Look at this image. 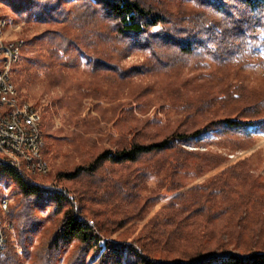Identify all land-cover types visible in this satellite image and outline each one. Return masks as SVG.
<instances>
[{"label": "trees", "instance_id": "trees-1", "mask_svg": "<svg viewBox=\"0 0 264 264\" xmlns=\"http://www.w3.org/2000/svg\"><path fill=\"white\" fill-rule=\"evenodd\" d=\"M190 1H195L201 7V14L184 19L180 16L173 21L142 0H8L20 18L28 21L33 18L48 26L40 35L27 42L29 49L24 52L25 59L33 46H37V50H44L47 46L45 43L50 47L49 53L55 56L59 52L66 54L69 49L75 48L86 60V65L91 67L92 73L104 69L107 74H115L121 80L126 79V75L130 73L120 68L117 59L112 55H104L101 50L86 51L88 45L81 43L89 38L121 41L126 45L125 49L148 52L155 61V67L160 68L158 71L166 72L189 62H194L197 69H205L210 64L243 65L256 57L261 49L264 50V0H199L200 4L196 0ZM69 25L78 29L79 34L74 33L75 36L72 37L67 31L70 30ZM155 28L157 30L152 31ZM35 62L38 68H51L49 62L41 59ZM71 64L70 67L76 66L74 59ZM198 76L203 78L205 74L199 73ZM116 90V96L110 98L111 102L121 98L120 89ZM222 92L210 96L207 93L206 102L202 100L206 95L203 94L198 99V102L202 100L200 103L203 105L198 104L199 106L192 103L194 101L191 94L178 108L184 113L192 108L202 113L210 108L211 102L219 101L226 106L232 101L243 103L245 100V95L238 86L232 85ZM80 94L105 96L95 89L89 92L84 90ZM177 94L179 97L183 96L181 92L177 91ZM260 105L246 106L245 110L250 116L245 119H212L206 125L180 122L182 128L176 127L166 134L153 131L157 125L153 119L138 124L128 123L125 130H119L117 136H107L111 140L108 147H95L87 151L80 155L79 163H73L71 169L59 171L52 178L65 177L71 182L80 203L83 201L91 204L95 199L109 197V190L106 189L110 185L115 187L116 196L121 199L129 196L132 198L136 195L133 192L140 189L153 172L161 175V187L176 192L185 185L181 171L193 167L198 174L217 167L225 160L217 154L196 153L182 146L210 129L248 139L254 133H264V114L259 112L264 108V101ZM134 106L139 107L137 113H142L146 104L136 103ZM58 107L60 108V103ZM135 107L120 101L111 106L117 113L115 129L118 128L123 113L125 115L122 118L129 117V121H136L133 114ZM74 109L77 112L79 104ZM86 121L71 120L70 124L74 129L60 138H55L53 132L46 128L43 132L46 141L41 149L43 159L54 160L63 151L65 144L72 145L76 152L81 146H85L87 139L83 135L88 130L85 128H90ZM56 141H61V144L57 145ZM149 160L154 161V164L145 167L144 164ZM193 160L200 163H193ZM4 170L17 182L15 195L19 197L11 209L10 220L16 230L22 257L20 259L8 242L0 256V264H23V258L29 256L37 237V228L44 221L38 211L46 206H50L54 214L62 213V218L42 245L38 264H56L63 250L73 241H77L79 247L71 264H82L84 257L90 252L98 258L95 264H264V245L236 253L229 249V239L217 238L214 243L210 238L207 245L201 242L202 220L210 223L217 217L209 213L202 215L206 206L218 203L220 207L229 210L233 217L238 215V220L246 219L249 209L258 211L259 206H264V198L255 192V184L250 189H245L246 179L243 172L236 171V166L225 168L207 182L190 188L188 192L192 196L184 200L180 207L171 205L163 208L158 212L159 220L153 226L129 241L109 240L106 225L110 223L104 220L107 217L94 211L85 213L84 205L76 209L73 195L66 189L44 188L12 169ZM193 206L196 208L190 210ZM141 211L142 208L138 210ZM131 219L134 217L115 220L117 227L114 231ZM204 233L209 235L208 228ZM188 234L192 237V243L184 238ZM149 243L153 247H159L158 250L162 248L161 251L165 254L172 253L173 250L181 251L178 256L167 258L158 255V250L148 247Z\"/></svg>", "mask_w": 264, "mask_h": 264}, {"label": "rangeland", "instance_id": "rangeland-1", "mask_svg": "<svg viewBox=\"0 0 264 264\" xmlns=\"http://www.w3.org/2000/svg\"><path fill=\"white\" fill-rule=\"evenodd\" d=\"M142 1L154 9H159L162 13L171 17L173 21L180 16L184 19L188 16L192 17L194 14H201V7L194 3L195 1ZM196 1L200 4L199 0ZM0 18L10 21L11 37L24 41L20 60L14 69L13 81L17 87L19 97L40 111L42 132L49 128L55 138H60L74 129L70 121L76 119L87 120L86 122L90 127L85 128L88 130L83 135L87 139L85 146H81L79 151L76 152L72 145L65 144L63 151L54 160H46L49 168L48 173L33 176L32 181L52 190L56 187L66 189L67 192L73 195L76 209H79L80 205H84L83 210L85 213L90 214L91 211H94V213L106 216L107 218L104 220L110 223L106 225L109 240L129 241L143 230L147 231L159 220L158 212L160 210L171 205L180 207L184 200L186 201L189 196H192L188 192L190 188L207 182L225 168L236 166V171L243 172L242 175L246 179L247 186L245 189H250L251 185L255 184V192L264 198V133H254L248 139L235 134H222L217 129H210L193 139L189 144H184L182 147L188 151L217 154L225 160L217 167L202 173L197 174L193 167L181 171L185 185L176 192L161 187L159 185L161 175L153 172L145 184L133 192L136 195L132 198L129 196L121 199L120 196H116L115 187L110 185L106 189L109 190V197L95 199L93 203L90 202L91 204L82 201L81 204L71 182L67 181L65 177L61 179L52 178L57 172L68 171L74 164L79 163L80 155L85 154L87 151H91L95 147H108L111 140H108L107 136H117L119 130H125L124 127L128 123L135 122L138 124L144 120L153 119L157 122L153 131L166 134L176 127L182 128L180 122L186 124L188 122H198L197 124L206 125L212 119L227 117L245 119L249 117L250 114L245 110V107L252 104L258 106L264 101L263 49L255 55L256 57L251 58L249 62L243 65L216 66L210 64V67L205 69H197L194 62H189L183 63L184 65L178 67L179 70L166 72L158 71L160 68L155 67V61L148 52L125 49L126 45L123 42L114 39L103 40V38H98L91 40V38L86 39L83 36L86 40L81 44L88 45L86 51L101 50L104 55H112L114 59H117L120 68L130 73L126 75V79L121 80L115 74H107L104 69L92 73L91 67L86 65V60L75 48L73 50L69 49L66 54L59 52L55 56L49 53L50 47L48 48V44L45 43L47 46L44 50H37L38 47L33 46L25 59L24 52L29 49L27 42L40 35L48 26L37 22L33 18H30L29 21L20 18L16 9L8 0H0ZM68 29H70L67 31L72 37L79 34V30L75 27L69 25ZM155 30L157 28L152 31ZM37 59L49 62L51 68L47 70L38 68L35 62ZM68 59L70 60L68 61ZM73 59L76 66L70 67ZM199 73H204L205 76L200 78ZM232 85L238 86L244 93L245 100L243 103L232 101L230 105L224 106L219 101L211 102L210 108L202 113L196 111L195 108L184 113L178 108V106L181 107L179 104L189 98L191 94H193L194 101L192 103L203 105L200 102L202 100L206 102V99H208L207 93H210L209 96L216 95L223 90L226 91ZM93 89L97 90L99 94H105V96H93L92 94L81 96L80 94L84 90L89 92ZM116 89H120L119 97L121 98L118 101L114 99L115 101L111 102L112 99L110 98L116 96L114 95ZM177 91L181 92L183 96L179 97ZM203 94L206 95L198 102ZM119 101L133 107L136 103H145L146 106L142 113H137L139 107L134 108L133 114L136 121H129L128 116H126L128 118H122L125 115L123 113L119 120V126L115 129L114 123L116 122L117 113L111 109V106ZM58 103H60V108ZM78 104L79 109L76 112L74 108ZM259 112L264 114V108ZM82 127L84 128L83 125ZM45 141L46 139L44 144ZM56 142L57 145L61 144V141ZM196 161L193 160V163ZM197 163L200 162L197 161ZM153 164L154 161L149 160L144 165L150 167ZM17 188L14 177L0 167V196L6 195L9 198L10 214L19 197L15 195ZM141 208L142 211L138 212ZM195 208L193 206L190 210ZM258 208V211H250L249 209L246 212V219L238 220L240 218L238 215L233 217L229 210L220 207L218 203L206 206L201 214L204 216L207 213L215 214L217 217L211 220L210 223L205 219L202 220L203 226H201L202 231L200 234L203 236V241L201 242L207 245L211 239L214 243H216L217 238L229 239L228 247L236 253L261 247L264 245V206ZM38 214L44 221L38 228L36 227L38 230L37 237L30 248L29 256L23 258V264L39 263L42 245L50 237L62 218V213L54 214L50 206L43 207L38 211ZM185 214L183 213V215ZM126 217H134V219L127 220L121 228L114 231V228L117 227L114 223L115 220L119 221V219H125ZM5 221L11 225V220ZM207 228L209 235L204 233ZM184 238L192 243V237L189 234ZM9 242L21 259V249L16 240L14 226L10 233ZM78 247L79 243L77 241L69 244L59 256L56 264H71ZM148 247L155 250L160 249L159 247H153L150 243ZM161 250H158V255L167 258H174L181 251V249L178 251L173 250L172 253L165 254ZM97 259L90 252L84 257L82 264H95Z\"/></svg>", "mask_w": 264, "mask_h": 264}, {"label": "built area", "instance_id": "built-area-1", "mask_svg": "<svg viewBox=\"0 0 264 264\" xmlns=\"http://www.w3.org/2000/svg\"><path fill=\"white\" fill-rule=\"evenodd\" d=\"M0 23L7 25V33H0V149L17 151L21 159H28V165L35 167L38 174L46 175L48 164L38 159L39 136H42L37 127L38 110L19 97L13 81L14 66L20 60L18 47L23 42H6L5 34H12L11 25L8 20ZM5 69H12V78H5ZM0 211H5V220H10L9 201L4 199ZM12 230V222L11 228H4V221H0V256L7 247Z\"/></svg>", "mask_w": 264, "mask_h": 264}, {"label": "bare ground", "instance_id": "bare-ground-1", "mask_svg": "<svg viewBox=\"0 0 264 264\" xmlns=\"http://www.w3.org/2000/svg\"><path fill=\"white\" fill-rule=\"evenodd\" d=\"M0 22H7V20L4 18H0ZM0 33H7V25H2V23H0ZM5 41L6 42H21V41L23 42V44L20 47H18V58H20L21 52L24 46V41L18 38L11 37V34H5ZM15 67L16 66H14V69ZM5 78H12V69H5ZM35 110H38V109L35 108ZM37 127H38V130L40 131V134H42V136H39V146H41V148H38V159L44 160L42 157V153H41V149L44 146V138H43V132L41 129V114L39 110L37 113ZM0 158H5V159H0L1 168L12 169L16 171L17 173L25 175L31 180L33 176L36 177V175H41V174H38L35 167H33L32 165H28V159H21V155L18 154L17 151H14L12 149H0ZM15 164H19V166ZM4 199L6 201H9V198L6 195L0 196V208L4 204ZM0 221H4V228H11V225L9 223L7 224L5 221V211H0ZM5 249L6 248L3 249V252L5 251Z\"/></svg>", "mask_w": 264, "mask_h": 264}]
</instances>
